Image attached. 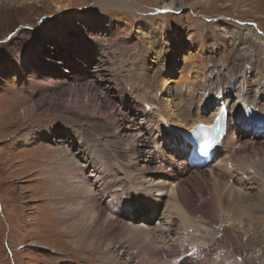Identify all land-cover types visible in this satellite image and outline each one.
Masks as SVG:
<instances>
[{"label":"rangeland","instance_id":"obj_1","mask_svg":"<svg viewBox=\"0 0 264 264\" xmlns=\"http://www.w3.org/2000/svg\"><path fill=\"white\" fill-rule=\"evenodd\" d=\"M134 1L148 10L155 9L154 0ZM184 1L189 3V0ZM67 4H70V12L57 10L58 6ZM93 4L94 0H11L10 2L0 0V264H182L189 259L197 260L198 264H209L208 262L213 259L212 251H204V247L209 245L207 241L214 240L215 232L209 230V237L206 238L205 243L200 239L204 238L207 225L205 221L202 222L199 215L196 218L190 216L176 197L174 189L177 185L166 182L165 174H169L170 171L164 168L165 157L156 146H153V143H150L149 147L140 153L143 159L136 160L132 155L131 147L140 148V145L133 142L141 136L136 135L130 141L120 140L116 136H119V131L115 129L114 121L116 119L122 122V116L106 102L99 109L98 106H101V99L104 97L115 103L120 92L125 100L124 105L130 108L144 107L147 105L146 102L158 103L157 107H159L163 94L147 88L144 90V82H150V87L152 83L153 86L159 84V80L163 77L177 79L189 67L191 68L192 58L195 64H197L195 60L201 59L204 63L203 68L208 61L207 57H210L212 61L210 70L216 69L221 74L224 69L233 67L234 64L233 59L225 62L221 60V56H217L222 52L226 53L228 51L226 49H229L230 54L233 52L229 40L231 34L221 29L229 28L232 32L234 26L259 22V28L264 32V19L243 17L235 7L231 6L186 8L179 13L169 14L166 27L165 22L157 17L148 23L156 30H161L159 26L163 28L158 32L157 42L151 46L147 42V32L141 30L139 34L135 33L136 22L131 19L129 10L99 8ZM158 14L153 11L143 16L151 17ZM198 17L204 18L205 22L204 32L196 36L203 38L200 42L202 46L200 53L195 56L191 51L189 60L186 58L185 51H189L186 46V50L184 49L182 53L169 58L167 50L169 47L166 43L168 37L177 34L184 44H191L189 41L194 37V31L198 30L195 23ZM86 54L89 56L84 63L79 59L85 58ZM179 55H181L180 59L185 58L184 62L181 60L178 63ZM171 60L177 62L175 67L177 72L174 71L173 75L167 72V68L171 67ZM99 61L103 64H99ZM96 66L98 68H95ZM96 70L99 74L96 76L101 83H97V87H92ZM181 70L182 73L179 74ZM221 80L219 79L217 83ZM216 89L217 85H214L212 90ZM62 90L65 93L61 94ZM75 95L82 97L83 101L91 102L88 103V109L82 105L71 107L67 105L70 98H73L72 102H74ZM232 95L235 97V94ZM61 98L65 100L63 103ZM49 99L52 105L45 102ZM172 102L175 106L177 104L181 106L178 98H173ZM32 103L35 110L30 114V118L14 123L13 119L21 108L29 107ZM151 118L152 123L146 126L156 129L158 114L151 115ZM37 119L51 121L47 124L49 128L47 127L46 136L57 133L60 139L57 144L42 140L43 145L66 149L77 168L84 170L86 174L84 178L88 179L92 197L98 196L104 185H115L106 193L102 204L105 206L112 201L115 193L124 205H121V208L126 207L127 213L136 214V216L130 214L123 216L122 219L126 224L121 225L120 228L106 222L107 224L101 223L95 227L90 237L84 235L86 242L94 244L91 249L86 250L81 247L82 245L75 246V241L81 238V232L77 235L73 229H70L68 231L70 237L65 238L57 235L53 230L55 228L56 231H61L65 227H71L74 221L78 222L82 218L81 215L79 219L75 218L72 221L70 217L67 223L63 224L60 218L63 215L55 211L57 207L67 208L66 199L70 197L67 195V189H63L64 187L57 183L59 179H66V174H62L60 170L59 158L53 157L54 152L44 155L34 154L33 145V148H27L30 143L26 141L29 140L26 139L28 132L21 133L17 142L7 139L16 130L24 129L27 122ZM60 121L61 124L58 125ZM166 126L170 128L167 131L172 132L174 136H181L186 132L175 128L172 131L167 124L164 126L165 130ZM230 126L233 127V122ZM132 129L128 132H133ZM241 129L251 132L245 125ZM234 136L229 137L221 151L214 153L212 163L208 167L194 173L196 177L198 173L200 176L206 174L213 177L211 169L217 166L240 167L243 163L240 158L243 155L229 160L234 151L244 148L235 145ZM142 140L146 141L144 143L150 142L146 136ZM161 143L164 141L162 140ZM24 151L28 154L16 155V152ZM10 152L16 154L9 155ZM245 156L251 159L247 154ZM255 160L258 162V159ZM251 162L248 161V165ZM236 170L237 168L234 167L229 170L230 179L227 178L223 183L226 186L224 192L228 188L231 189L230 182L233 180L241 184L248 182L246 179L235 180V177H238ZM199 187L201 185L195 187L197 193ZM59 188L63 190L60 191ZM119 188H123L122 195ZM52 189L53 193H49ZM234 190L239 192L241 188ZM139 192L145 194L144 199L138 197ZM51 194L53 195L50 197ZM213 195L218 196V191L214 190ZM257 195H260L258 187H255L253 197L246 194L254 200ZM203 204L204 202H201L199 206ZM56 216L61 222L54 221ZM224 218L225 216L220 220ZM184 219L188 222L183 223ZM111 220L115 221V218L111 216ZM224 225H228L227 222ZM257 226L259 227L260 224ZM238 229L241 230V227ZM143 231L156 236L157 242L154 244V240H150ZM246 231L241 230L237 237L232 238L230 245L233 248L242 249L245 245H252V242L246 240ZM166 233L170 235L165 237ZM211 234L213 236L210 237ZM231 235L233 236L234 233L231 232ZM255 243L264 246V234L258 241H254ZM62 253L81 261L62 258L60 256ZM104 257L107 262L105 259L102 260Z\"/></svg>","mask_w":264,"mask_h":264},{"label":"bare ground","instance_id":"obj_2","mask_svg":"<svg viewBox=\"0 0 264 264\" xmlns=\"http://www.w3.org/2000/svg\"><path fill=\"white\" fill-rule=\"evenodd\" d=\"M8 1L10 2L11 0ZM153 3L155 8L153 11L159 14L151 17L143 15L153 11L148 10L145 6L139 2H135L134 0H94L93 5L98 6L99 8L109 7L129 10L131 12H129L132 17L131 19L136 22L135 33L139 34L141 30L147 32V42L151 46L157 42L158 32L162 31L163 28L162 26H159V29L161 30H156V28H153L150 24L148 25V23L154 21L157 17L165 22L166 27L168 24L167 19L170 17L169 14L179 13L180 10L186 8L193 9L197 6L202 7L213 5L221 6L222 8L224 6H231L235 7L239 15L243 17L252 16L255 19H264V0H189V3H186L184 0H154ZM69 9L70 4L57 7V10H62L61 12H70ZM243 17H239V19L245 20ZM203 19L204 18L202 17H198L195 21L197 24L196 28L199 31H194V37H192L189 41L191 44H184L181 39L179 40L180 37L177 34L170 35L168 37L166 43L169 47V49L167 48L169 52L168 55H170L169 58L175 56L177 53H182L184 49L186 50V46L187 49H189V51H185V53H187V59H191L192 52H194L195 56L200 53L202 49L200 42L203 38H196V36H200L201 32H204L205 30V22ZM252 23L253 26L250 23H245L243 26H234L232 28V32L229 28H226V30H223V28L221 29L228 34H231L229 40L231 41L233 52L230 54L229 49H226L228 50L226 53L222 52L217 56H221V60L225 62L230 59H233L234 61L233 67H227L222 72L220 70L221 74H219V71L217 72L216 69L213 71L210 70L212 65L210 57H207L208 61L204 65L205 68H202L204 63L201 59L195 60L197 63L195 64L194 61H192L194 58H192L190 62L191 68L189 67V69L183 72L184 74L180 75L179 78L176 79L175 77L173 79L172 77H163L159 80V84L153 86L154 83H152L150 87V82H144V90L147 88L150 91L155 90L156 92L158 91L160 94H163V99L159 102V107H157L158 103L146 102L150 109L149 111H146L144 107L139 108L133 106L134 109L130 108L124 105L125 100L120 92L118 94L119 96H117L118 100H115V103L104 97L101 99V106H98L99 109L102 107V104L106 102L108 105L110 104L113 106L114 111L122 116V122H119L116 119L114 121V127L119 131V136H116L120 140L129 139L128 141H130L135 138L134 136L136 135L141 136L138 140H134L133 142L136 145H140V148L131 147L132 155L136 157V160L143 159L140 153L145 151L149 147L150 143H153V146H156L161 155L165 157L166 164H164V168H168L170 171L169 174H165L166 182L175 183L177 185L178 188L176 187L174 189L176 197L183 207L190 213V216L196 218V216L198 217L199 215L202 222L204 223L205 221L207 225L205 229L207 231H204L206 234L204 238L200 239L205 243L206 238L209 237L210 231L215 232L216 236L214 240L207 241L209 242V245L204 247V251H212L211 258L213 259L208 262L209 264H264V246L256 243L254 244V241H258L261 235L264 234V132L260 134V131L254 129L253 126L246 123L247 121L245 119V115L248 110L264 113V32L260 30L259 22ZM88 56L89 55L86 54L84 55L85 58L79 60L86 63L85 59H88ZM180 56L181 55H179L178 63L181 60L184 62L185 59H180ZM169 58L167 60H169ZM189 60H187V62ZM170 63L171 67L167 68V72L173 75L174 71L177 72L175 69L177 62L176 60H171ZM65 64H67L66 61ZM99 64L103 63L99 61ZM95 68H98V66ZM206 71H208L207 74ZM181 73L182 70L179 74ZM96 75H99L97 74V70L96 74L93 75L94 84H92V87H97V83H101L98 79L99 77ZM114 77L116 78L117 76ZM219 79L222 80L220 83H217ZM214 85H217L216 90H212ZM63 92L64 91L62 90L61 94ZM232 94H235V97ZM61 97H64V95H61ZM68 97H70V95ZM74 98V102H72L73 98H70L71 100L68 102V106L82 105V107L88 109V103L90 104L91 102L87 100L83 101V99H81L82 97H79V95H75ZM173 98H178V102L181 104L180 107L178 106L179 104H177V106L173 104ZM62 99L63 98H61V100ZM50 100L51 99H49V101H44L52 105ZM164 100L166 102H164ZM64 101L62 100L61 103ZM56 104L57 103H55V105ZM221 107L231 108L232 117L229 121H231V124L233 122V127L229 126L225 138L216 144L214 153L216 154L218 151H221L223 147L226 146L229 137L235 135V145H240V147L243 146L244 148L239 151H234L229 160H233L234 157L238 155H243L240 158L243 163L240 164V167L226 165L224 168L217 166L211 169L213 177L206 174H202L200 176V173H198L196 177V174L194 173H197L200 169L192 170L189 165L186 164V158L189 152V143L186 142V138H183L180 135L174 136L172 132L165 130L164 126L167 124L171 127L172 131L180 129L182 130L181 132L186 131L183 132V134H189L197 127L204 124H211ZM118 108L120 110H118ZM34 110V103H32L29 107L21 108L19 113H17L13 119L14 123H19L25 118L29 119L31 116L30 114ZM157 114V128L151 129L147 127L146 124L152 123L151 115ZM50 122L51 121L48 119L29 121L24 125V129H20L18 131L16 130V132L7 139H9V141L13 140L17 142L20 140L21 133L28 132V137L26 139L29 138V140L26 141L30 143L27 148L34 147L35 149L32 151L34 154L44 155L46 153L50 154L51 152H54L55 155L53 157L59 158L61 164L60 170L62 174H66V179H59V182L57 183L62 188L64 187L63 189H67V195H70V197H67L66 199L68 202L66 205L67 208L60 209L57 207L55 211L60 212V215H63L60 217L63 224H66L68 218L70 217L72 221H74L75 218L79 219L81 215L82 218L81 220L79 219L78 222L74 221L71 227H65L61 231H56L55 228H53V230L57 235L65 238L70 237V234H68L70 229H73L77 235L81 232V238L75 241V246L78 247L79 245H82L81 247L86 248V250L87 248L91 249L94 244L92 245V242H86L84 240V235L85 237H90V234L95 227H98L101 223L105 224L106 222L109 225H116L117 228H120L122 227L121 225L126 224L124 223L125 220L123 221L122 217L127 214L132 215V213H127L128 210L126 207H122V210L121 205L123 204L119 201L120 198L115 193L113 194L114 196H112V201H109V203L105 204V206L102 204L106 193L110 192L115 185H104L103 188H101V191L98 192L99 197H92L90 195V188L88 187L87 182L88 179L84 178L86 175L84 170L77 168L74 160L70 154L67 153L65 148L64 150L63 147L58 148L56 146L57 142H59L58 139H60L58 138L59 134L51 133L49 137L46 136L47 129L49 128L47 124ZM60 124L61 121L58 125ZM243 125H245L247 129L250 128L251 132L242 130L241 127ZM131 128H133V132H128ZM145 136L150 140L149 143H144L146 141L142 140ZM18 137L19 139H17ZM42 140L51 141V144L52 142L56 143L54 144L56 148L44 146ZM162 140L164 143H161ZM170 143L173 145H170ZM43 148H48L49 150L46 151ZM16 153L10 152L8 154H28L25 151ZM245 154H247V157L251 159H247ZM9 157L11 158V156ZM255 159H258V162H256ZM248 161L252 162L248 165ZM93 164L96 163L93 162ZM208 165L206 167H208ZM233 167L234 169L237 168L236 171H238V177H235V180L238 181V179H246L248 182L246 184H241L233 180L230 182V184H232L230 185L231 189L228 188V190L224 192L226 186H224L223 183L227 178L230 179L231 172H229V170L233 169ZM56 176H58V174ZM198 176L200 177L198 178ZM200 185L201 187H199V193H197L198 191L196 192L195 187ZM222 185L224 187H222ZM234 187H240L241 190L236 192ZM255 187H258L260 195H257L254 200L250 198V196H246V194L253 197ZM133 188L134 187H132V189ZM63 189L59 188L60 191ZM128 189L130 188L128 187ZM180 189L183 191L181 192ZM214 190L218 191V196L213 195ZM119 192L122 195L123 188H119ZM49 193H53V189ZM52 195L53 194L49 196L51 197ZM138 197L140 199H144L145 194L139 192ZM201 202H204V204L199 206ZM48 204L49 203H47V205ZM47 205L45 208H47ZM58 209L60 211H58ZM140 209L143 210V208ZM143 211L146 212V210ZM107 214L113 216L115 221L111 220V216L109 217ZM58 216H56L54 221H60ZM132 216H136V214L133 213ZM223 216H225V218L220 220ZM184 221L188 222V220L184 219L183 223ZM226 222L228 225H224ZM248 223H250V225H248ZM259 224L260 226L258 227L257 225ZM240 227L243 231L247 230L246 240L248 242H252V245H245L242 249L233 248L230 243L232 242V238L237 237L238 233L241 232V230L238 229ZM231 232L234 233L233 236L231 235ZM143 233L147 234L150 237V240H154V244L157 242L158 239L156 236H153L147 231H143ZM108 235L110 234H107V236ZM169 235V233H166L165 237H168ZM211 236L213 235L211 234L210 237ZM190 238H192V235ZM213 251H215L214 254ZM60 256L66 259L81 261L70 257V255L66 253H62ZM126 256L130 258L128 255ZM104 259L105 262H107L106 257L102 258V260ZM196 261L189 259L185 260L182 264H198Z\"/></svg>","mask_w":264,"mask_h":264},{"label":"water","instance_id":"obj_3","mask_svg":"<svg viewBox=\"0 0 264 264\" xmlns=\"http://www.w3.org/2000/svg\"><path fill=\"white\" fill-rule=\"evenodd\" d=\"M144 108H145L146 111H149V107L148 106L145 105Z\"/></svg>","mask_w":264,"mask_h":264}]
</instances>
